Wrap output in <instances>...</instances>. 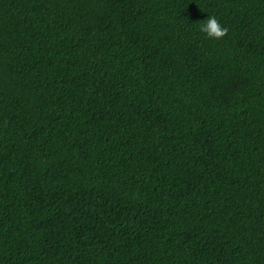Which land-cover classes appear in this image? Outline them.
<instances>
[{
  "label": "trees",
  "instance_id": "1",
  "mask_svg": "<svg viewBox=\"0 0 264 264\" xmlns=\"http://www.w3.org/2000/svg\"><path fill=\"white\" fill-rule=\"evenodd\" d=\"M0 264H264V0H0Z\"/></svg>",
  "mask_w": 264,
  "mask_h": 264
},
{
  "label": "clouds",
  "instance_id": "2",
  "mask_svg": "<svg viewBox=\"0 0 264 264\" xmlns=\"http://www.w3.org/2000/svg\"><path fill=\"white\" fill-rule=\"evenodd\" d=\"M200 30L213 38L222 37L228 31L227 27L222 24L218 17L211 15L203 20Z\"/></svg>",
  "mask_w": 264,
  "mask_h": 264
}]
</instances>
